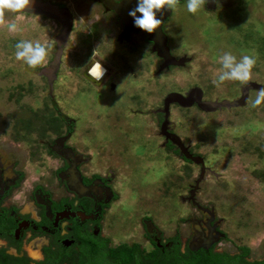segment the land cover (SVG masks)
Masks as SVG:
<instances>
[{
    "label": "rangeland",
    "instance_id": "374dc122",
    "mask_svg": "<svg viewBox=\"0 0 264 264\" xmlns=\"http://www.w3.org/2000/svg\"><path fill=\"white\" fill-rule=\"evenodd\" d=\"M186 4L187 0L173 12L175 15L170 25L173 30L168 32L175 54L186 57L187 65L156 77L157 99L163 96V92H183L194 87L203 91L205 101L221 100L238 93L246 84L226 81L217 88L212 83L221 68L219 59L224 52L232 53L238 60L243 55L252 56L256 65L249 82L263 84L264 0H229L226 8L217 6L208 10L204 6V10L196 15L187 11ZM84 10L81 16L75 17L68 46L62 47L59 74L52 88L48 76L40 72L48 69L55 58L60 25L36 14L27 13L28 16L19 20L15 19L14 14H9V21L16 22L18 30L15 33L0 30V148H12L13 159L25 162V182L29 185L37 180L42 183L51 181L52 163L38 140L42 139L41 135L46 136L45 140H52L54 132L65 131V128L55 126L60 121L58 111L75 120L76 130L72 134L74 142L89 145V140L108 141L113 138V134L109 131V120L105 119L107 113L117 105L122 108V101L127 99L124 97L126 91L128 93L130 89L133 94L141 82L144 85L157 72L154 66L143 68L142 79L135 80L127 77L126 71L119 78L123 85L121 87L119 84V91L108 94L111 96L106 99L95 100L89 93V51H101L100 58L110 55L120 66L118 60L130 55L132 48H126L122 52L124 55H120L121 49H116L121 47L120 43H116L118 30L112 31L109 21L100 19V27L98 24L92 26L91 32H95L96 36L92 35L90 25L99 18L92 17L89 20L90 16L84 17L88 14L87 8L84 7ZM107 28L111 31L108 32ZM20 41H39L47 45V65L29 68L23 61L17 60L16 44ZM131 53L137 55L134 50ZM147 58L151 59V56L147 55ZM101 61V64L105 63V60ZM139 61L131 58L123 62L136 65ZM256 94L255 91L250 93V102L245 108L217 113H201L193 108L180 113L174 111L173 117L179 124L178 134L190 142L195 153L207 157V165L219 174L217 178L206 174L197 200L212 206L225 203L222 212L228 216L225 228L229 236L225 248L234 254L238 246H248L250 260L264 257V103L259 106L260 109L252 107ZM148 129L150 131L145 135L151 134L153 130L151 126ZM17 131L26 135L20 138ZM77 149L89 155V147L77 145ZM140 151L146 152L145 147ZM161 154L160 149H157L156 152L153 150L154 158L145 154L148 159L143 155L135 158L131 155V161L124 160L138 167L145 160L146 165L152 164L147 173L137 172L133 174L135 180H131V183L138 184L137 187L145 191H152L154 184H160L165 179V172H168L170 175L166 184L169 191L163 192V186H159L158 197L153 198L152 203H136L133 207L131 201L137 194L135 188L130 191L131 185L127 183L123 200L124 214L119 213L118 217L112 219L105 218L102 225L101 235L109 241V248L137 243L145 255L151 253L153 248L148 245L141 222L145 216L151 217L152 225L162 230L166 238L179 236L180 252H185L194 241L193 226L186 221L191 207L188 209L183 205L178 195H185L188 183L195 184L198 181L199 168L193 161L187 165L176 156L171 163H162ZM160 199L163 203H156ZM257 215L260 216L259 220L256 219ZM26 251L33 258L31 253L36 255L38 248H34L31 243L26 245ZM79 262L80 259L74 258L72 254L62 264Z\"/></svg>",
    "mask_w": 264,
    "mask_h": 264
},
{
    "label": "flooded vegetation",
    "instance_id": "af4514ba",
    "mask_svg": "<svg viewBox=\"0 0 264 264\" xmlns=\"http://www.w3.org/2000/svg\"><path fill=\"white\" fill-rule=\"evenodd\" d=\"M41 1L67 8L73 20V25L75 17L81 16V13L85 12L84 7H86L88 14L86 13L84 17L90 16L89 20L92 17L99 18L94 22L91 21L93 23L90 25V32H93V25L98 24L100 27L98 23L100 19L105 22L109 21L112 31L113 29L118 30L116 34L118 42L116 41V43H120L121 47L118 46L116 49H121L120 55H124L126 48H132L137 53L136 56H133L131 50L130 55L126 56L127 58L124 56L119 59L120 66L113 58L109 57L110 55L100 58L102 56L101 51L96 53L98 55V57H95L96 61L102 62L101 59L105 60L102 66L106 69V74L98 84L89 77V93L95 100L106 99V97L111 96L108 94L119 91L121 89L119 84L122 82L119 78L123 77V73L126 71L127 77L135 80L142 79L141 70L143 68L147 69L149 66H154L157 72L156 75L144 82V85L141 82L140 87L135 88L133 94L130 93V89L128 93L126 91L124 97H127V99L122 101V108L117 105L114 110L107 113L105 119L109 120V131L113 134V138L108 141L96 139L93 142L89 140V145L74 142L72 134L76 130L75 120L69 118V116H63L58 111L57 115L60 121L55 126L61 127V129L65 128V131L62 133L54 132L52 140H45L46 136L42 137V135V139L38 140L39 146L46 150V154L52 163L51 181L47 183L37 180L32 185L27 184L25 182V162L20 163L18 160L13 159L12 148H0V251L13 257L28 258L30 264L45 262L48 258L57 259L58 256L64 261L72 254L74 258L81 261L85 248L89 247V243L97 238L105 239L101 235L105 218L112 219V217H118L119 213L124 214L123 200L127 183L131 185L130 191L135 188L137 194L131 201L133 207L136 203H152V199L158 197L159 186H163V192L169 191L166 184L170 175L168 172H165V179L160 184H154L152 191L142 190L137 187L138 184L131 183L132 178L134 179L133 174L135 175L141 171L147 173L149 166L152 164L146 165L147 161L145 160L142 166L138 167L130 164L131 158L129 157L133 155L135 158L138 155H143L146 158V155H148L150 158H154L152 157L153 150L156 152L157 149H160L163 154L160 155L162 163H171L175 156L182 160L184 164L193 163L185 157L182 149L192 157L200 158L202 161L196 164L199 168L198 181L195 184L188 183L185 195H178V199H181L183 205H186L188 209L191 207L192 211L186 221L193 226L194 241L200 243L203 238L209 236L214 240L208 250L198 249L194 253L212 251L219 256H227L228 259H232L241 254L242 248L248 249V246L241 245L232 254L225 248L229 241L228 231L225 228L228 216L222 212L225 203H217L216 206H212V204L208 205L203 200H197L201 184L205 182L206 174H212L216 178L219 177V174L207 165V157L195 153L190 142L178 134L179 124L173 120V117L174 111L180 113L193 108L200 110L201 113L206 112L201 110L196 103L190 107H183L178 103L165 104V98L168 94L179 93L180 91L163 92V96L159 100L157 99L156 77L160 74H167L171 69L185 67L187 58H182L183 63L181 66L171 64L166 66L164 59L154 51V43L149 39V35L143 30H135L132 26L125 25V22L109 9L111 3H119L121 0ZM87 3L88 5H86ZM183 3L185 4V0L180 1V5ZM224 3L223 5L220 1H216L215 8L217 6L226 8L229 0H224ZM174 15L175 13L171 11V14L163 21L162 32L166 36V45L170 55L175 59H180L181 57H178L172 48L171 37L168 32L173 30L170 25ZM73 25L71 32L74 31ZM107 31L111 30L107 28ZM92 32L91 34L96 36L95 32ZM67 44H69L68 41ZM89 52L91 53L89 54L88 69L94 62L91 59L94 51ZM147 55L151 56V59H148ZM131 58L140 59L141 61L137 62L136 65L123 62ZM57 73L59 74V72ZM58 74L55 78L50 75L53 81L50 85L51 88L57 80ZM92 84L99 86L94 87ZM120 85L123 87L122 84ZM242 88L233 96L215 101H236L241 97ZM190 89L188 88L179 94L185 96ZM99 90H102L103 93ZM253 91L255 90H249L247 102L244 106L222 107L216 109L213 113L245 108L250 102V93ZM203 94L201 99L205 101ZM89 98H91L90 95ZM255 108L260 109L261 107ZM150 126L153 129L151 134L145 135L150 131L148 129ZM23 131L24 129H22ZM17 135L23 138L26 134L17 131ZM76 144L89 147V155L80 153ZM142 147H145L146 152L140 151ZM124 160L130 161L125 162ZM172 191H174L173 188ZM142 194L145 196L141 197ZM169 198L172 201V196L169 195ZM141 199L143 202H141ZM156 203H163V200L160 199V202L156 201ZM164 203H166V200ZM259 217L257 215L256 219L259 220ZM141 222L148 245L153 248L151 252L165 254L178 244L179 236L172 239L166 238L162 230H158L157 227L152 225L151 217H142ZM31 243L34 248H38L36 255L31 253L33 258L26 251V245ZM244 259L249 262L264 261V257L260 260H250L248 257Z\"/></svg>",
    "mask_w": 264,
    "mask_h": 264
},
{
    "label": "clouds",
    "instance_id": "9594fccd",
    "mask_svg": "<svg viewBox=\"0 0 264 264\" xmlns=\"http://www.w3.org/2000/svg\"><path fill=\"white\" fill-rule=\"evenodd\" d=\"M208 0H187V11L193 15L204 10ZM180 0H138L137 7L129 12L134 19L137 28L148 34H154L162 25V20L157 18V13L163 10L175 12L179 9ZM31 8V0H0V30H7L15 33L18 30L16 22H10L9 14H14L15 19H23L27 15V10ZM137 13L140 15L137 16ZM48 47L39 41H20L16 44L15 57L23 61L29 68L44 67L47 65ZM96 52L92 55V66L88 69V76L98 82L106 74L99 61H96ZM221 68L218 70L216 79L212 81L214 86L219 88L226 81H238L247 84L252 79V70L256 65V60L249 55H243L238 60L230 52H224L219 59ZM256 98L252 102V107H259L264 103V88L256 90Z\"/></svg>",
    "mask_w": 264,
    "mask_h": 264
},
{
    "label": "water",
    "instance_id": "95a60500",
    "mask_svg": "<svg viewBox=\"0 0 264 264\" xmlns=\"http://www.w3.org/2000/svg\"><path fill=\"white\" fill-rule=\"evenodd\" d=\"M216 1H220L223 5L225 4L224 0H208V2L205 4L206 9L208 10L215 9ZM137 4H138V0H121L119 3H111L109 9L112 10L119 18H121L125 22V25H130L135 30H141L135 26L134 19L129 15V12L135 9L137 7ZM27 13L42 15L49 19H53L61 26L60 34L56 38V41L58 42V50L55 55V58L49 65L48 69L46 70L43 69L42 72H40L41 74L47 75L48 79L50 78V75H52L51 77L54 76L55 78L60 64L62 47L67 46V41L72 31L73 20L71 19L69 10L67 8H61L49 2H44L41 0H31V8L27 10ZM170 14H171V10L165 9L162 12H158L156 15L157 18L161 19L163 22ZM139 15L140 14L137 13V16ZM148 35H149V39L154 43V51L157 53L159 57L164 59L166 66L170 64L174 66H179L183 63L182 58L175 59L170 55L166 45V36L162 32V25L160 28L156 30L154 34H148ZM52 82L53 81L50 78L49 83L51 84ZM259 88H264V85L256 82H250L246 84L245 87L242 88L241 97L238 100L232 102L203 101L201 99L203 93L202 90L199 88H192L187 92L185 96L179 93L168 94L167 97L165 98V104L178 103L183 107H188L196 103V105H198V107L201 110L205 112H214L216 109L222 107L244 106L247 102L249 90L256 91ZM182 151L185 157L193 161L195 164H199V161L200 163L202 162L200 158H196L194 156L192 157V155L188 154L187 152H184L185 151L184 149H182ZM213 242L214 240L212 239L211 236H209L208 238H203L202 242L200 243L193 241L188 248L189 251L191 252H196L198 249L208 250Z\"/></svg>",
    "mask_w": 264,
    "mask_h": 264
},
{
    "label": "trees",
    "instance_id": "16d2710c",
    "mask_svg": "<svg viewBox=\"0 0 264 264\" xmlns=\"http://www.w3.org/2000/svg\"><path fill=\"white\" fill-rule=\"evenodd\" d=\"M107 239L97 238L85 248L82 260L78 264H264V261L249 262L244 258L249 256L247 248L241 249V254L228 259L219 256L212 251L191 252L188 249L180 252L179 244L165 254L151 252L145 255L138 244L121 245L117 248H109ZM87 246V245H86ZM63 260L48 258L38 264H62ZM0 264H30L25 257H13L0 251Z\"/></svg>",
    "mask_w": 264,
    "mask_h": 264
}]
</instances>
